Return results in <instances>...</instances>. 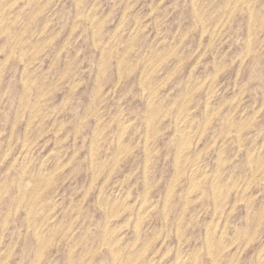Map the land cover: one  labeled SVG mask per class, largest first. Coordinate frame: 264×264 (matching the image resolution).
<instances>
[{
    "label": "rangeland",
    "instance_id": "1",
    "mask_svg": "<svg viewBox=\"0 0 264 264\" xmlns=\"http://www.w3.org/2000/svg\"><path fill=\"white\" fill-rule=\"evenodd\" d=\"M0 12V264H264V0Z\"/></svg>",
    "mask_w": 264,
    "mask_h": 264
},
{
    "label": "bare ground",
    "instance_id": "2",
    "mask_svg": "<svg viewBox=\"0 0 264 264\" xmlns=\"http://www.w3.org/2000/svg\"><path fill=\"white\" fill-rule=\"evenodd\" d=\"M128 1V0H127ZM7 3V2H6ZM197 3V2H196ZM236 5V4H235ZM1 13V12H0ZM125 13V12H124ZM5 14V13H4ZM35 15V14H34ZM251 15V14H250ZM7 16V15H6ZM137 20V19H136ZM8 21V20H7ZM25 26V25H24ZM219 29V28H218ZM6 31V30H5ZM250 32V31H249ZM202 34V33H201ZM46 35V34H45ZM131 37V36H130ZM15 43V42H14ZM199 47V46H198ZM208 47V46H207ZM12 54V53H11ZM8 56V55H7ZM9 57V56H8ZM161 59V58H160ZM145 65V64H144ZM1 70V69H0ZM222 70V69H221ZM148 75V74H147ZM22 78V77H21ZM198 80V79H197ZM194 91V90H193ZM25 94V93H24ZM27 94V93H26ZM239 94V93H238ZM187 96V95H186ZM152 99V98H151ZM100 101V100H99ZM38 102V101H37ZM184 102V101H183ZM211 106V105H210ZM31 108V107H30ZM237 108V107H236ZM33 109V108H32ZM213 109H214V107H213ZM216 110V109H215ZM30 111V110H29ZM244 111V110H243ZM93 112H94V109H93ZM150 112V111H149ZM208 112V111H207ZM248 112V111H247ZM256 112V111H255ZM254 112V113H255ZM209 113V112H208ZM256 114V113H255ZM163 116V115H162ZM209 116V115H208ZM185 117H186V114H185ZM103 118V117H102ZM149 118V117H148ZM182 118V117H181ZM176 119V118H175ZM159 120V119H158ZM193 121V120H192ZM241 122V121H240ZM248 122V121H247ZM182 124V123H181ZM97 125V124H96ZM203 125V124H202ZM150 126V125H149ZM187 126V125H186ZM192 126V125H191ZM197 127V126H196ZM230 127V126H229ZM122 128V127H121ZM185 128V127H184ZM192 128V127H191ZM181 129V128H180ZM186 130V129H185ZM189 132V131H188ZM190 132H191V130H190ZM182 133V132H181ZM180 133V134H181ZM190 134V133H189ZM76 135V134H75ZM188 135V134H187ZM147 136V135H146ZM155 136V135H154ZM120 137H121V135H120ZM184 137V136H183ZM146 138V137H145ZM181 138V137H180ZM185 138V137H184ZM120 140V139H119ZM146 140V139H145ZM119 142V141H118ZM183 142V141H182ZM180 143H181V141H180ZM222 143V142H221ZM182 144V143H181ZM118 145V144H117ZM193 145V144H192ZM197 145V144H196ZM195 145V146H196ZM148 146V145H147ZM181 146V145H180ZM10 148V147H9ZM108 148V147H107ZM118 148V147H117ZM177 150V149H176ZM182 151V150H181ZM178 152H179V150H178ZM177 152V153H178ZM188 154V153H187ZM186 154V155H187ZM178 155H179V153H178ZM250 156V155H249ZM32 157V156H31ZM118 157V156H117ZM181 157V156H180ZM102 158V157H101ZM119 158V157H118ZM125 158V157H124ZM48 159V158H47ZM48 161V160H47ZM148 161V160H147ZM257 161V160H256ZM92 162V161H91ZM115 162V161H114ZM113 162V163H114ZM195 163V162H194ZM28 165V164H27ZM58 165V164H57ZM145 166V165H144ZM251 166V165H250ZM261 167H262V165H260ZM259 166V167H260ZM199 167H200V165H199ZM146 169V168H145ZM192 169V168H191ZM44 172H45V170H44ZM43 174V173H42ZM263 174V173H262ZM28 176V175H27ZM195 176V175H194ZM197 176V175H196ZM32 177V176H31ZM36 177V176H35ZM26 179V178H25ZM194 179H196L195 177H194ZM241 179V178H240ZM30 181V180H29ZM191 183H193V182H191ZM233 183V182H232ZM184 184V183H183ZM219 185V184H218ZM226 186V185H225ZM245 186V185H244ZM92 187V186H91ZM104 187V186H103ZM190 187V186H189ZM27 188V187H26ZM169 189V188H168ZM188 189V188H187ZM199 189V188H198ZM213 190V189H212ZM24 192V191H23ZM38 192V191H37ZM188 192V191H187ZM40 193V192H39ZM100 193H101V191H100ZM197 193V192H196ZM250 193V192H249ZM120 194V193H119ZM145 194V193H144ZM215 194V193H214ZM40 195V194H39ZM213 195V194H212ZM248 195H250V194H248ZM114 197V196H113ZM134 197V196H133ZM144 197V196H143ZM215 197V196H214ZM115 198V197H114ZM124 198H125V196H124ZM132 199V198H131ZM199 199V198H198ZM244 200V199H243ZM79 202V201H78ZM149 202V201H148ZM190 202V201H189ZM151 203V202H150ZM73 205V204H72ZM125 205V204H124ZM149 206V205H148ZM141 207V206H140ZM42 208V207H41ZM144 208V207H143ZM146 208V207H145ZM147 209H149V208H147ZM145 210V209H144ZM184 210V209H183ZM164 211V210H163ZM222 211V210H221ZM143 212V211H142ZM147 212V211H146ZM214 215V214H213ZM76 216H77V214H76ZM106 219H108V218H106ZM166 220V219H165ZM139 222V221H138ZM216 223V222H215ZM34 224V223H33ZM119 225V224H118ZM47 230V229H46ZM74 231V230H73ZM208 231V230H207ZM43 232V231H42ZM109 234V233H108ZM38 235H40V234H38ZM207 235V234H206ZM227 235V234H226ZM41 236V235H40ZM52 236V235H51ZM229 237V236H228ZM235 237V236H234ZM51 238V237H50ZM223 238V237H222ZM238 238V237H237ZM221 239V238H220ZM229 240V239H228ZM108 241V240H107ZM126 241V240H125ZM135 241V240H134ZM235 241V240H234ZM233 241V242H234ZM219 242V241H218ZM229 242V241H228ZM224 243V242H223ZM114 245V244H113ZM133 245V244H132ZM226 245V244H225ZM227 246V245H226ZM230 246V245H229ZM120 247V246H119ZM217 249V248H216ZM243 249V248H242ZM143 250V249H142ZM11 251V250H10ZM116 252V251H115ZM209 252V251H208ZM221 252V251H220ZM119 253V252H118ZM140 253V252H139ZM115 254V253H114ZM264 254V253H263ZM116 255V254H115ZM37 256H38V252H37ZM40 256V255H39ZM232 256V255H231ZM36 258V257H35ZM38 258V257H37ZM178 258V257H177ZM155 259V258H154ZM234 259V258H233ZM36 260V259H35ZM34 260V261H35ZM194 260H195V258H194ZM193 260V261H194ZM237 260V259H236ZM33 261V262H34ZM150 261V260H149ZM155 261V260H154ZM37 263V262H36ZM125 263V262H124ZM161 263V262H160ZM177 263H178V261H177Z\"/></svg>",
    "mask_w": 264,
    "mask_h": 264
}]
</instances>
